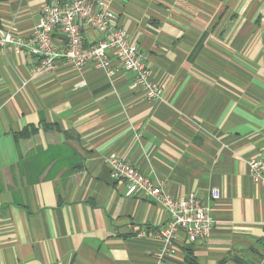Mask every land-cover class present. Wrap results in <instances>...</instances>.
Listing matches in <instances>:
<instances>
[{
    "label": "crops",
    "instance_id": "1",
    "mask_svg": "<svg viewBox=\"0 0 264 264\" xmlns=\"http://www.w3.org/2000/svg\"><path fill=\"white\" fill-rule=\"evenodd\" d=\"M49 1L66 0H0V39L28 35ZM112 2L160 99L115 59L111 73L62 60L34 72L33 57L0 43V264H191L189 253L194 264H264V184L248 164H264V0ZM111 152L171 197L201 198L210 235L165 253L138 236L167 215L126 196Z\"/></svg>",
    "mask_w": 264,
    "mask_h": 264
},
{
    "label": "built area",
    "instance_id": "2",
    "mask_svg": "<svg viewBox=\"0 0 264 264\" xmlns=\"http://www.w3.org/2000/svg\"><path fill=\"white\" fill-rule=\"evenodd\" d=\"M113 0H66L46 2L41 18L28 35L3 32L0 43L17 53L34 58V72L53 69L59 61L70 62L78 71L88 66L112 72V60L135 73L133 86L143 88L146 99H160L163 88L150 78L138 45L130 41L127 33L115 23ZM96 31L97 39L87 41L83 28ZM57 32L62 39H56ZM110 175L114 182L126 184V196L152 198L166 213L165 223L146 228L134 227L140 237L163 241L162 253L176 251V242L183 237L193 244L206 239L214 226L210 209L195 194L175 199L164 189V183L153 180L123 156L111 152L107 156ZM253 180L264 184V164L255 159L248 161ZM218 188L211 191L214 200L220 199Z\"/></svg>",
    "mask_w": 264,
    "mask_h": 264
},
{
    "label": "water",
    "instance_id": "3",
    "mask_svg": "<svg viewBox=\"0 0 264 264\" xmlns=\"http://www.w3.org/2000/svg\"><path fill=\"white\" fill-rule=\"evenodd\" d=\"M234 260L239 264H248L246 260L238 255L234 256Z\"/></svg>",
    "mask_w": 264,
    "mask_h": 264
},
{
    "label": "trees",
    "instance_id": "4",
    "mask_svg": "<svg viewBox=\"0 0 264 264\" xmlns=\"http://www.w3.org/2000/svg\"><path fill=\"white\" fill-rule=\"evenodd\" d=\"M189 262H190L191 264H194V258L191 257L190 253H189Z\"/></svg>",
    "mask_w": 264,
    "mask_h": 264
}]
</instances>
